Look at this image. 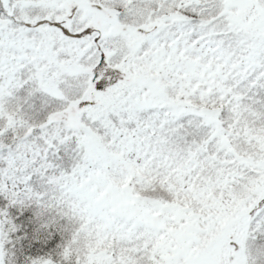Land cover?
Instances as JSON below:
<instances>
[{"label":"snow or ice","instance_id":"snow-or-ice-1","mask_svg":"<svg viewBox=\"0 0 264 264\" xmlns=\"http://www.w3.org/2000/svg\"><path fill=\"white\" fill-rule=\"evenodd\" d=\"M0 264H264V0H0Z\"/></svg>","mask_w":264,"mask_h":264}]
</instances>
